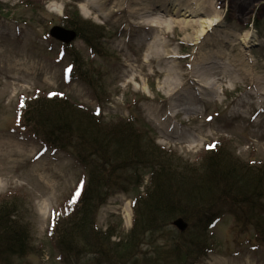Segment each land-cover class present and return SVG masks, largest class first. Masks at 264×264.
<instances>
[{
	"label": "rangeland",
	"instance_id": "374dc122",
	"mask_svg": "<svg viewBox=\"0 0 264 264\" xmlns=\"http://www.w3.org/2000/svg\"><path fill=\"white\" fill-rule=\"evenodd\" d=\"M203 1L216 5L222 20L199 42L192 29L175 23L146 26L143 11L158 7L157 0H112L102 16L88 0H0V200H17L38 245L37 253L16 264H66L51 231L57 217L77 200L87 177L71 152L51 148L23 123L24 99L60 93L92 106L108 120L137 115L153 126L159 144L193 163L202 160L209 145L221 142L250 165L264 164V97L256 89L264 80V0ZM74 10L106 28L107 56L94 53L81 38L64 42L51 35L57 25L71 29L62 17ZM169 12L167 18L175 21L197 22L205 16L178 13L173 7ZM201 28L197 23L195 30L200 33ZM248 30L252 42L246 46L239 37ZM157 41L170 50L169 59L152 55ZM72 50L91 71H101L106 86L102 101L78 75L69 73ZM208 57L210 63L202 66ZM172 65L184 73L185 85L176 99L161 87ZM189 73L209 74L216 86L204 89L205 98H199L200 88L188 82ZM173 102L182 105L174 107ZM133 197L123 192L112 196L100 209L99 224L107 228L121 219L118 230L128 231ZM234 225L229 213L219 219L213 232L220 251L199 264H264V244L250 231L236 237Z\"/></svg>",
	"mask_w": 264,
	"mask_h": 264
},
{
	"label": "trees",
	"instance_id": "16d2710c",
	"mask_svg": "<svg viewBox=\"0 0 264 264\" xmlns=\"http://www.w3.org/2000/svg\"><path fill=\"white\" fill-rule=\"evenodd\" d=\"M62 22L94 53L107 56L104 26L78 10ZM69 52L71 76L78 75L102 101L101 71L94 73L78 52ZM54 94L24 99L21 117L51 148L71 152L87 172L81 194L51 231L64 263L199 264L220 251L213 228L228 213L236 237L250 231L264 244V164L250 165L221 142L193 163L159 144L144 118L108 120L78 99ZM122 192L134 193L132 227L118 230L120 219L103 228L100 209ZM10 197L0 200V264L38 252L32 223ZM179 217L188 223L185 231L173 225Z\"/></svg>",
	"mask_w": 264,
	"mask_h": 264
},
{
	"label": "bare ground",
	"instance_id": "6f19581e",
	"mask_svg": "<svg viewBox=\"0 0 264 264\" xmlns=\"http://www.w3.org/2000/svg\"><path fill=\"white\" fill-rule=\"evenodd\" d=\"M112 0H88L87 5L91 8H93V11L97 13V16H102L104 7L107 6L108 3H110ZM158 7H152L150 9H145L143 12V18H145V25H159L161 23H168L172 24L175 23L177 25H181V27H188L193 30V34L191 32V36L197 41L201 42L204 40L205 36L208 35L210 32H212V29L215 25L219 24L221 22V17L216 12V5H213L212 3L205 5L203 0H157ZM163 7V8H162ZM175 8L178 13H181L182 10L188 14L189 13H197L201 12L204 13L205 16H202V19L199 21H175L174 19H168L167 17L170 15L169 10ZM142 13V12H140ZM139 13V14H140ZM201 23V29L200 33H198L197 30H195L196 24ZM194 33H197L196 36ZM252 34L251 31L248 30L245 34H243L241 37H239V40L246 46L252 42ZM225 42V40L223 41ZM226 42H229L226 40ZM234 43V42H233ZM232 43V44H233ZM163 42H154V44L151 46L150 49H152V55H157L159 57L162 56V58H159L161 61L169 59L171 56L170 50L166 48ZM211 59H205L203 61L202 66L208 65L210 63ZM166 78L164 79V83L162 84V89L167 95H170L171 98L176 99L175 94L180 92L183 87L184 83L182 81V74L174 65L170 66L168 69H166ZM220 72V71H219ZM218 73V72H216ZM253 73V72H252ZM190 75V73H189ZM207 78H209V74L206 75ZM205 77V78H206ZM204 77L201 76H193L190 75L188 78V82L192 86L198 85V88H200V96L199 98H205V92L204 89H211L213 90L216 86V82L213 81L211 78L206 80ZM264 78V77H263ZM211 79V80H210ZM260 83H257L256 89L258 90L259 96L264 97V80H259ZM202 98V99H203ZM182 104L177 103L174 104V107L181 106ZM125 217L127 219V223L130 224V220L132 218V211L130 205H127L125 209ZM174 225V224H173Z\"/></svg>",
	"mask_w": 264,
	"mask_h": 264
},
{
	"label": "water",
	"instance_id": "95a60500",
	"mask_svg": "<svg viewBox=\"0 0 264 264\" xmlns=\"http://www.w3.org/2000/svg\"><path fill=\"white\" fill-rule=\"evenodd\" d=\"M51 35L56 39H59L64 42H69L74 40L77 37V32L74 29H68L63 26L57 25L54 26L51 31ZM180 231H185L188 227V223L182 218L179 217L173 222Z\"/></svg>",
	"mask_w": 264,
	"mask_h": 264
},
{
	"label": "snow or ice",
	"instance_id": "6c2138e0",
	"mask_svg": "<svg viewBox=\"0 0 264 264\" xmlns=\"http://www.w3.org/2000/svg\"><path fill=\"white\" fill-rule=\"evenodd\" d=\"M50 95H55V94H50ZM209 119H211V117H209ZM216 145H215V143L214 144H212V145H209L208 147L209 148H214ZM78 195H79V192H77L76 193V196L78 197Z\"/></svg>",
	"mask_w": 264,
	"mask_h": 264
}]
</instances>
